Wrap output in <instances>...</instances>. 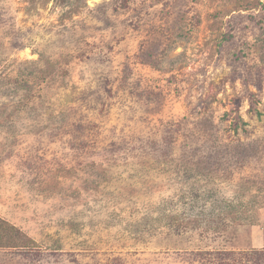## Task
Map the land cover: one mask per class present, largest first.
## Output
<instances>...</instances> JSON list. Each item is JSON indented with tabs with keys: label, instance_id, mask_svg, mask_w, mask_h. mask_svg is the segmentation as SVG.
<instances>
[{
	"label": "rangeland",
	"instance_id": "1",
	"mask_svg": "<svg viewBox=\"0 0 264 264\" xmlns=\"http://www.w3.org/2000/svg\"><path fill=\"white\" fill-rule=\"evenodd\" d=\"M0 217V264H264V0H0Z\"/></svg>",
	"mask_w": 264,
	"mask_h": 264
},
{
	"label": "trees",
	"instance_id": "2",
	"mask_svg": "<svg viewBox=\"0 0 264 264\" xmlns=\"http://www.w3.org/2000/svg\"><path fill=\"white\" fill-rule=\"evenodd\" d=\"M23 232L4 218L0 217V246L17 247V241ZM25 236V235H24ZM33 241V240H32Z\"/></svg>",
	"mask_w": 264,
	"mask_h": 264
}]
</instances>
